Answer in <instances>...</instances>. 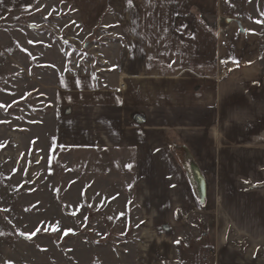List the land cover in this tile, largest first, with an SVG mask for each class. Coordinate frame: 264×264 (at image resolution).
I'll return each mask as SVG.
<instances>
[{
    "label": "crops",
    "instance_id": "obj_1",
    "mask_svg": "<svg viewBox=\"0 0 264 264\" xmlns=\"http://www.w3.org/2000/svg\"><path fill=\"white\" fill-rule=\"evenodd\" d=\"M40 2L2 0L0 22ZM53 2L118 44L102 83L57 75L55 146L131 154L145 230L198 204L215 216L213 264H264V0ZM146 239L127 264L165 263L164 239Z\"/></svg>",
    "mask_w": 264,
    "mask_h": 264
},
{
    "label": "rangeland",
    "instance_id": "obj_2",
    "mask_svg": "<svg viewBox=\"0 0 264 264\" xmlns=\"http://www.w3.org/2000/svg\"><path fill=\"white\" fill-rule=\"evenodd\" d=\"M40 1L0 22V257L127 264L135 251H149L137 247L140 240L161 238L164 264H213L214 214L197 204L165 230H145L131 154L55 146L57 75L92 73L102 83L114 71L118 44L113 31L83 32L67 3Z\"/></svg>",
    "mask_w": 264,
    "mask_h": 264
},
{
    "label": "water",
    "instance_id": "obj_3",
    "mask_svg": "<svg viewBox=\"0 0 264 264\" xmlns=\"http://www.w3.org/2000/svg\"><path fill=\"white\" fill-rule=\"evenodd\" d=\"M197 190L199 193L200 201L202 202L205 196V188H204V184L202 181H197Z\"/></svg>",
    "mask_w": 264,
    "mask_h": 264
},
{
    "label": "snow or ice",
    "instance_id": "obj_4",
    "mask_svg": "<svg viewBox=\"0 0 264 264\" xmlns=\"http://www.w3.org/2000/svg\"><path fill=\"white\" fill-rule=\"evenodd\" d=\"M0 2H2V0H0ZM128 2H129V4H131V0H128ZM120 103H122V102H120ZM128 167H131V165H129ZM172 187H175V185H172Z\"/></svg>",
    "mask_w": 264,
    "mask_h": 264
},
{
    "label": "bare ground",
    "instance_id": "obj_5",
    "mask_svg": "<svg viewBox=\"0 0 264 264\" xmlns=\"http://www.w3.org/2000/svg\"><path fill=\"white\" fill-rule=\"evenodd\" d=\"M189 168V167H188ZM191 168V167H190ZM191 170V169H190ZM192 171V170H191ZM190 174V173H189ZM199 195V194H198Z\"/></svg>",
    "mask_w": 264,
    "mask_h": 264
},
{
    "label": "built area",
    "instance_id": "obj_6",
    "mask_svg": "<svg viewBox=\"0 0 264 264\" xmlns=\"http://www.w3.org/2000/svg\"><path fill=\"white\" fill-rule=\"evenodd\" d=\"M121 88H123V86H121Z\"/></svg>",
    "mask_w": 264,
    "mask_h": 264
}]
</instances>
